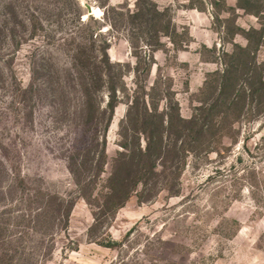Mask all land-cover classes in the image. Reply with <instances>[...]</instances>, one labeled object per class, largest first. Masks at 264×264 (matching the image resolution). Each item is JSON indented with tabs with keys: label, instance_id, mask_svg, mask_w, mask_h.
<instances>
[{
	"label": "rangeland",
	"instance_id": "1",
	"mask_svg": "<svg viewBox=\"0 0 264 264\" xmlns=\"http://www.w3.org/2000/svg\"><path fill=\"white\" fill-rule=\"evenodd\" d=\"M106 44L111 119L107 86L88 105L79 85ZM132 103L164 166L113 211ZM103 139V174L73 173ZM0 180L5 264H264V0H0ZM60 200L55 219L27 215Z\"/></svg>",
	"mask_w": 264,
	"mask_h": 264
},
{
	"label": "trees",
	"instance_id": "2",
	"mask_svg": "<svg viewBox=\"0 0 264 264\" xmlns=\"http://www.w3.org/2000/svg\"><path fill=\"white\" fill-rule=\"evenodd\" d=\"M77 5V4H76ZM83 10L81 5H77V20L82 27H86L89 23L88 16L87 19L83 18ZM100 26H97L95 32L97 33L100 30ZM93 35V33H92ZM109 44L104 45L100 49V55L96 56L94 61L92 58H87L88 65H86L85 69L88 72V76H84L81 78V82H79L80 87L84 90L85 94L87 95V103L88 105L92 104L94 100L93 93L97 89V87H105L107 86L108 91V99L104 105L106 111L109 112V119L112 118L115 108L118 105L120 98L117 94L119 84L116 79V64L111 62L108 48ZM95 60H98L95 62ZM94 67L95 73H93L92 68ZM133 103L129 107L126 120L121 125V128L125 129L124 132H120V145L123 147V151L119 152L117 157L114 159L112 171L108 178L109 185H108V192L104 195L105 200L107 201V206L112 208L113 211L118 209L119 207L123 206L125 202L129 199V197L137 190L140 184L147 185L149 182V178L151 175L155 176L159 174V168L164 166V162L162 163L158 157L161 156V148H162V136L163 133L160 135L158 134L157 140H154L152 136V132H150L149 128H143L142 130H138L137 127H134L131 124L132 120V110H133ZM147 108V107H146ZM146 113L149 111L146 109ZM186 122L189 121H185ZM190 123V122H189ZM127 124V125H124ZM125 126V127H124ZM159 130V129H158ZM161 130V128H160ZM188 130L192 131L188 125H185V131L188 133ZM204 127L201 125L200 127L194 129L195 132H199L200 134H204ZM128 131H132V135H129ZM163 131V127H162ZM141 132L145 135V144H142ZM161 132V131H160ZM190 135V133L188 134ZM131 136V141H128V137ZM101 143L100 151L97 153V158L94 162L93 160V150H87L83 154V158L80 160L77 158L72 159V166L71 170L73 173L76 174L80 171H83L85 167H92L94 169L95 177L100 176L105 171V166L108 161L107 155V142L106 139ZM186 146H183L182 149H185ZM187 149V148H186ZM187 157V155H185ZM94 162V164H93ZM182 168H184L186 164L185 157L182 160ZM75 166V169H74ZM78 169V170H76ZM5 172V168H4ZM1 181V180H0ZM23 179L21 180V182ZM24 182V181H23ZM77 184L81 185L82 183L77 180ZM92 184V183H90ZM89 186V183L87 184ZM12 189V188H11ZM9 190L10 192L12 190ZM6 191L3 190V187L0 184V194H5ZM84 197L87 200H90V194L87 192H83ZM35 199L31 197L29 199V209L32 207V203H34ZM109 203V204H108ZM49 206H39L37 209H32L27 215L30 217V220L39 223L43 221L45 218L53 217L55 219L57 212H61L62 208L65 207V201L60 200L54 205L48 204ZM71 208V207H70ZM66 209V215H62L66 219L69 215V209ZM65 214V212H64ZM22 217H25L26 214L22 213ZM1 216V215H0ZM2 217V216H1ZM44 222V221H43ZM4 231L5 228L0 226V263L5 264L9 262V259H12L13 255H9L5 247L3 246L5 243L4 240Z\"/></svg>",
	"mask_w": 264,
	"mask_h": 264
},
{
	"label": "water",
	"instance_id": "3",
	"mask_svg": "<svg viewBox=\"0 0 264 264\" xmlns=\"http://www.w3.org/2000/svg\"><path fill=\"white\" fill-rule=\"evenodd\" d=\"M84 5L87 7L88 14H92L93 13V7L87 2L84 3Z\"/></svg>",
	"mask_w": 264,
	"mask_h": 264
},
{
	"label": "bare ground",
	"instance_id": "4",
	"mask_svg": "<svg viewBox=\"0 0 264 264\" xmlns=\"http://www.w3.org/2000/svg\"><path fill=\"white\" fill-rule=\"evenodd\" d=\"M94 11H96V9H94Z\"/></svg>",
	"mask_w": 264,
	"mask_h": 264
}]
</instances>
